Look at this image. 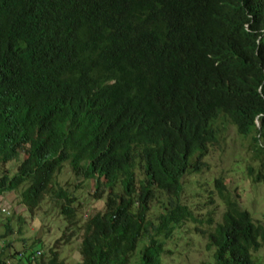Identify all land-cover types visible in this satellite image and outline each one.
I'll return each mask as SVG.
<instances>
[{"label":"trees","instance_id":"1","mask_svg":"<svg viewBox=\"0 0 264 264\" xmlns=\"http://www.w3.org/2000/svg\"><path fill=\"white\" fill-rule=\"evenodd\" d=\"M232 128L264 157V0H0V197L24 190L31 212L56 198L74 227L83 203L61 177L92 183L106 210L80 227L79 264L175 257L197 222L184 181ZM224 181L209 264H258L264 225ZM74 236L40 258L24 239L17 264H63Z\"/></svg>","mask_w":264,"mask_h":264},{"label":"rangeland","instance_id":"2","mask_svg":"<svg viewBox=\"0 0 264 264\" xmlns=\"http://www.w3.org/2000/svg\"><path fill=\"white\" fill-rule=\"evenodd\" d=\"M28 158L26 150L22 152V161ZM263 156L252 143L251 137H242L236 128H232L226 138L210 151L207 158V168L200 176H190L184 181L182 200L190 206L197 217L196 223H187L181 229V236L172 245L176 256L165 261V264H209L211 254L207 251V236L213 231L214 224L210 221L221 222L226 209L225 201L218 196L216 181L224 179L228 194L233 196L243 209L248 210L255 222L264 225V169L261 162ZM19 163H11L4 170H12L15 174ZM68 170H64L67 173ZM67 184L70 192H77L79 201L83 203L79 211V223L73 225L67 222L58 210L56 198L45 202L40 210L31 212L23 204L22 193L13 192L0 197V234L4 233V225L9 224L10 235L1 241V245L8 247L3 260L17 264L15 256L25 248L29 250L37 238L42 239L46 249H41L42 256L48 257L49 250L58 241H64L73 233L69 244L58 245V253L63 264H79L81 262L80 244L82 238L80 227L90 217L106 210V204L90 200L94 192L93 184L73 179L63 175L61 181ZM154 203L156 210H162L167 197L158 198ZM73 229H69L72 228ZM69 229V230H68ZM41 247V244L39 245ZM38 247V248H39ZM61 248V249H60ZM41 256V257H42ZM40 262L42 261L39 260ZM258 264H264V250L255 255Z\"/></svg>","mask_w":264,"mask_h":264},{"label":"clouds","instance_id":"3","mask_svg":"<svg viewBox=\"0 0 264 264\" xmlns=\"http://www.w3.org/2000/svg\"><path fill=\"white\" fill-rule=\"evenodd\" d=\"M3 234V233H2ZM5 239V238H4ZM0 249H4L3 250V257H4V254H5V251L8 249V247H7V245H6V247H4V245H1V242H0ZM1 251V250H0ZM42 256V253H39L38 255H37V257H41ZM3 257H2V260H3ZM4 261V260H3ZM3 264H11L10 262H5L4 261V263Z\"/></svg>","mask_w":264,"mask_h":264}]
</instances>
